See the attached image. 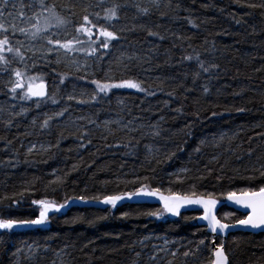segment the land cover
Wrapping results in <instances>:
<instances>
[{
  "label": "trees",
  "instance_id": "1",
  "mask_svg": "<svg viewBox=\"0 0 264 264\" xmlns=\"http://www.w3.org/2000/svg\"><path fill=\"white\" fill-rule=\"evenodd\" d=\"M262 2L158 0L157 7L153 0H107L106 7L125 5L120 19L111 22L120 38L107 49L94 43L92 53L81 34L85 43L74 44L79 50L72 53L86 65L71 68L61 52L39 55L23 48L24 62L17 58L11 65L0 64V69L22 71L27 64L29 74L42 76L49 96L58 101L52 104L46 97L36 108L35 98L13 99L9 88L15 77L0 71V220L39 218L41 206L33 201L64 205L59 212L50 211L44 224L0 229V264H56L57 254H63L66 264H209L213 238L200 225L201 212L184 210L169 217L158 201L118 202L115 208L99 201L147 185L163 196L194 192L207 199L211 194L220 203L221 222L244 218L225 201L230 192L264 187V8L247 6ZM46 3L76 26L83 15H103L101 8L84 11L96 0ZM137 5L148 8V14ZM100 24L113 30L103 20ZM73 25L53 29L70 33L62 34L61 42L78 35ZM146 29L164 39L149 36ZM197 55L205 67H218L204 73ZM94 79H132L145 91L112 88L92 100ZM70 105L83 107L86 112L74 119L88 112L86 121L62 124L56 118L41 127L45 114ZM22 108L28 111L18 115ZM163 239L171 251L155 255L152 245ZM29 246L42 249L33 260L25 255ZM225 252L230 264H264V233L232 234Z\"/></svg>",
  "mask_w": 264,
  "mask_h": 264
},
{
  "label": "snow or ice",
  "instance_id": "2",
  "mask_svg": "<svg viewBox=\"0 0 264 264\" xmlns=\"http://www.w3.org/2000/svg\"><path fill=\"white\" fill-rule=\"evenodd\" d=\"M4 4V8H0V19H2L5 15V11L7 9L8 4L11 2L12 8L17 9V3L15 0H0ZM20 8L14 15L13 12H8V16L13 17V21L19 20L21 24L28 23L31 25L28 27H20L17 23L11 22L9 27H5L4 23H0V64L3 65H11L14 60L18 62H24L25 56L21 53L19 47H14L11 43V37H14L16 32L28 35L31 39L35 40L37 38H43L46 40L48 45H52L54 47L49 48L48 53L53 52L54 50L63 49L65 53H69L72 51H78L79 49L74 48V44H84L85 41L80 39V35L87 36V43L89 47H91L92 53L96 52V47H92L94 43L99 42L103 48L107 49L109 44L118 40L120 37L115 30V24H112V21H116L120 19L119 11L125 5H121L119 3H112L110 7H106L107 0H96L95 5H88V7L84 8V11L87 13L89 7L101 8L103 11V15L101 12H91L89 14L83 15L81 22L78 26L73 25V21L70 18L60 15L56 11L55 5H49L46 3V0H19ZM153 3L159 7L158 0H153ZM248 7L252 8H264V2L259 4H248ZM136 7L139 8L137 5ZM39 9L37 11L36 9ZM27 9V11L25 10ZM71 10V9H69ZM31 12V15H28V12ZM139 11L142 14H148V8H139ZM90 16L92 19H90ZM105 21L108 25L111 26L113 30H109V27L105 24H100V21ZM240 21H237L239 23ZM69 25H73L75 27V31L78 34L76 37H73L71 40H66L65 42H61L60 39H53L57 34L55 32H49L52 28H67ZM9 29L11 30V37L9 35ZM93 29H96V41L92 40L94 35ZM134 30V29H133ZM149 36H158L159 39L163 40L164 37L160 36L159 33L152 31L151 29H146ZM120 32H123L124 29H119ZM46 34V35H45ZM100 37H103V40H100ZM19 43V42H17ZM6 53L12 54L11 59L5 55ZM131 59V57L129 58ZM186 60H192V56L184 57ZM199 68L204 72L208 73L210 68H217L218 65L212 64L209 67H205L204 63L200 60L199 56L195 57ZM58 62V61H57ZM32 67H35V63H33ZM3 72H10L11 75H14L15 80H10L11 87L9 91L13 94V99L18 95L21 100L29 101L34 100L36 108H40L41 104L46 103L45 97L51 100L52 104H57L55 96H49L46 85L43 81L42 76L40 75H30L28 72L27 64H25L24 70L22 71L20 68H8L4 67L0 69ZM199 75V72L196 73ZM63 83V80H61ZM91 83L96 85L95 94L92 95L91 99L95 100L100 93L107 94L109 90L112 88H129L136 89L138 91H145V89L141 86L140 82H137L132 79L122 80L119 83H110V82H101L99 80H92ZM19 90V92H18ZM208 89L205 88V92ZM83 95V93H82ZM69 100L75 99V97L69 95ZM77 103L83 104L87 103L85 100H79ZM3 111V109H0ZM28 109L22 108L19 114L26 113ZM68 109L64 108L60 111L54 112L52 115H46V118L43 120L41 127L47 128L49 126L50 121L53 119L63 117L65 112ZM242 111V109H241ZM213 115H216L213 113ZM33 124L36 123L34 119ZM155 135H159V132H156ZM203 143V141L201 142ZM29 152L32 151V148H29ZM195 151L199 152L200 148L197 147ZM264 175V172L261 173ZM159 194V189H148L147 185H141L135 192L125 194H113V195H105L102 200L99 202L105 205H110L113 208L116 207L119 201L124 199H132L133 196H147L154 197ZM228 200L234 201L236 204L242 205L247 209H251V212L246 216L245 219L239 220L238 223L244 226H248L251 228H264V187H260L258 190H249L242 192L239 196L236 193H228ZM80 200H84V197H79ZM98 199V198H94ZM159 199L163 201V209L164 211L171 213L173 215H179L181 207L185 205H202L204 207L205 215L201 217V219L208 221V226L212 232H217V229L223 231L229 227L228 224L222 223L217 217L212 213L211 209L215 207L217 201L211 198V194L207 199L201 197H196V194L193 192L191 195H178L172 194L169 196L159 195ZM33 203H37L41 206V211L39 214V218L28 220V221H15L12 219L0 220V229H12L18 223L20 224H29V225H40L44 224L48 218V213L50 211L59 212L64 205H57L54 202H49L46 200L33 201ZM149 215L159 216L161 213L152 212ZM214 243V242H213ZM203 244V241H201ZM175 255V253H173ZM189 252H184V256H188ZM139 256V253H137ZM209 264H229V257L225 252L223 244L216 246L212 250V258L209 260Z\"/></svg>",
  "mask_w": 264,
  "mask_h": 264
},
{
  "label": "rangeland",
  "instance_id": "3",
  "mask_svg": "<svg viewBox=\"0 0 264 264\" xmlns=\"http://www.w3.org/2000/svg\"><path fill=\"white\" fill-rule=\"evenodd\" d=\"M15 2L17 3V9H13L12 6H11V3H10V6H8L7 8V13L8 12H13V14L15 15L16 12L19 10L20 8V3H19V0H15ZM2 8V7H0ZM26 10V9H25ZM37 11H39V9H36ZM27 11V10H26ZM5 13L4 17L2 19H0V23H4L5 27H9L10 23L11 22H15L18 24V26L20 27H28L30 28L31 25L28 24V23H24V24H21L19 22V20H16V21H13V17H10L8 16V14ZM32 13L29 11L28 12V15H31ZM53 29H57V28H52L50 30H53ZM52 32H55L57 35L55 36L56 38L60 39L61 40V36L62 34L64 35H70V33H67V32H64V31H52ZM9 35L11 37V30L9 29ZM15 36H18L19 38H22L21 40H17L14 39ZM14 37H11V43H15V42H19L17 43L18 47L19 48H23L24 50L26 51H31L36 54H39V55H42L43 54V51H46L48 52L47 50L49 48H52L54 46H51V47H48L45 42L41 41L39 43V40L38 38L33 40L31 39L28 35L26 34H23V33H20L19 31L16 32ZM2 38V36L0 37ZM82 46V45H81ZM53 52H61L60 55H61V58L63 59L64 62H66V64L71 67V68H77L79 66H82L83 64H87L86 61L82 60L78 55H74L72 52H69V53H65V51L63 49H59V50H54ZM94 108L98 109L97 106H95V104L93 105ZM68 111L65 112L64 116L63 117H59L58 119H60V123H65V124H74V123H77V122H83V121H86L87 119V113L83 114V119H74L76 117L77 114H82L83 112H86L85 109L83 107H79L78 105L77 106H73V105H70L67 107ZM84 109V111H83ZM55 111V109H54ZM49 108L48 110H45L44 113H49ZM86 117V118H85ZM83 120V121H82ZM220 240H222L221 238H219ZM218 239V242L220 241ZM225 244V243H223ZM171 243L168 242L166 239H163L162 243L161 244H153L152 245V251L154 252L155 255H159L161 253L165 254V253H169L171 251ZM41 253L42 252V249L38 248V247H34V246H29L27 250H25V255L30 259V260H33L35 259V255L37 253ZM57 261H56V264H66V262L63 260L64 256L63 254L62 255H59L57 254Z\"/></svg>",
  "mask_w": 264,
  "mask_h": 264
},
{
  "label": "water",
  "instance_id": "4",
  "mask_svg": "<svg viewBox=\"0 0 264 264\" xmlns=\"http://www.w3.org/2000/svg\"><path fill=\"white\" fill-rule=\"evenodd\" d=\"M46 85V84H45ZM46 89H47V92H48V87L46 85ZM238 196L240 194H237ZM127 201H130V202H134V201H142V202H147V201H151V202H156L158 201L160 204H163V201H161L159 199V195L157 196H154V197H147V196H133L132 199H124L122 201H119L121 203H125ZM226 205L235 210L236 212L244 215V219L246 218V216L251 212V209H247L245 207H243L242 205H239V204H236L234 201L232 200H228L227 198V201H226ZM219 204L216 203L215 207L211 209L212 213L217 217V208H218ZM190 207H194V208H200V209H203L204 210V207L202 205H190ZM205 215V211H204V214L203 216ZM202 216V217H203ZM218 219V217H217ZM200 223L202 226H204L206 229H207V232L211 235V237L213 238V249L218 246L216 244V242H218V239L221 238L223 240V246H224V249H225V245H226V242H227V239L230 235L232 234H235V233H238V232H243V233H251V234H261V233H264V228H251V227H248V226H244V225H241L239 224L238 222L235 223V224H228L229 227L223 231H220L219 229H217V232H212L211 229L209 228L208 226V221L207 220H204V219H200ZM223 223V222H222ZM226 224V223H225ZM216 241V242H215ZM230 264V263H229Z\"/></svg>",
  "mask_w": 264,
  "mask_h": 264
}]
</instances>
